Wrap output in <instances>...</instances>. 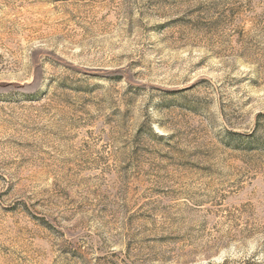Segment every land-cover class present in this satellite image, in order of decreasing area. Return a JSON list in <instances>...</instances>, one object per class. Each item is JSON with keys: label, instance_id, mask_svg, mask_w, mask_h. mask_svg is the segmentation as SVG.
Here are the masks:
<instances>
[{"label": "rangeland", "instance_id": "rangeland-1", "mask_svg": "<svg viewBox=\"0 0 264 264\" xmlns=\"http://www.w3.org/2000/svg\"><path fill=\"white\" fill-rule=\"evenodd\" d=\"M0 264H264V0H0Z\"/></svg>", "mask_w": 264, "mask_h": 264}]
</instances>
